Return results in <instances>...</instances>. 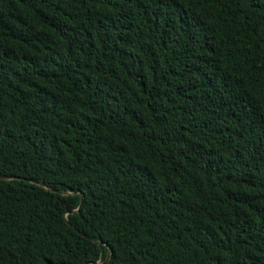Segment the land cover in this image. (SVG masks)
Wrapping results in <instances>:
<instances>
[{"label": "trees", "instance_id": "obj_1", "mask_svg": "<svg viewBox=\"0 0 264 264\" xmlns=\"http://www.w3.org/2000/svg\"><path fill=\"white\" fill-rule=\"evenodd\" d=\"M93 262L264 264V0H0V264Z\"/></svg>", "mask_w": 264, "mask_h": 264}, {"label": "water", "instance_id": "obj_2", "mask_svg": "<svg viewBox=\"0 0 264 264\" xmlns=\"http://www.w3.org/2000/svg\"><path fill=\"white\" fill-rule=\"evenodd\" d=\"M2 178H9V177H2ZM29 181H32V180H29ZM75 192H77V191H72V193H75ZM81 199H82V196L80 195L79 202L81 201ZM75 210H76V209H75ZM67 223H68V222H67ZM68 224H69V223H68ZM108 254H109V253H108ZM108 254L106 255L104 261L107 260V258H108ZM104 261H103V262H104ZM93 264H98V262H93Z\"/></svg>", "mask_w": 264, "mask_h": 264}]
</instances>
